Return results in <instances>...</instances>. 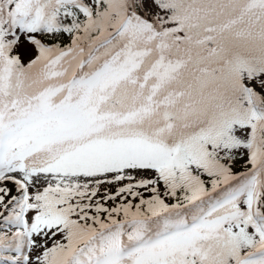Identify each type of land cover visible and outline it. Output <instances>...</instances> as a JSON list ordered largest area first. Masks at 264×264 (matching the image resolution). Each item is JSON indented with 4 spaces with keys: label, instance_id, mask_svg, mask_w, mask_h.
Returning <instances> with one entry per match:
<instances>
[{
    "label": "snow or ice",
    "instance_id": "6c2138e0",
    "mask_svg": "<svg viewBox=\"0 0 264 264\" xmlns=\"http://www.w3.org/2000/svg\"><path fill=\"white\" fill-rule=\"evenodd\" d=\"M0 264H264V0H0Z\"/></svg>",
    "mask_w": 264,
    "mask_h": 264
}]
</instances>
